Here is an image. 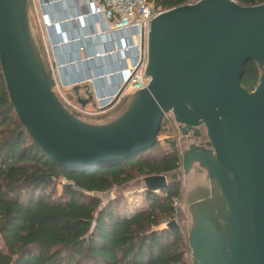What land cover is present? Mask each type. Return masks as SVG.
<instances>
[{"label":"water","instance_id":"1","mask_svg":"<svg viewBox=\"0 0 264 264\" xmlns=\"http://www.w3.org/2000/svg\"><path fill=\"white\" fill-rule=\"evenodd\" d=\"M247 61L259 71L249 91L239 82ZM0 71L17 120L62 168L136 156L153 146L169 115L181 175L143 184L181 183L189 264H264V2L195 0L153 16L148 81L103 120L80 117L52 90L27 0H0Z\"/></svg>","mask_w":264,"mask_h":264},{"label":"trees","instance_id":"2","mask_svg":"<svg viewBox=\"0 0 264 264\" xmlns=\"http://www.w3.org/2000/svg\"><path fill=\"white\" fill-rule=\"evenodd\" d=\"M147 1L163 11L195 0ZM233 1L240 5L264 2ZM258 75L257 66L247 61L239 82L249 91ZM122 108L123 102L94 119L112 117ZM164 122L163 117L158 133ZM179 166L176 136L165 135L125 160L59 167L17 120L0 71V264H189L183 216L179 206H172L180 198L179 181L160 190L143 184L144 204L131 212L119 209L116 198L101 202L95 195L136 177L143 182L148 176L167 175Z\"/></svg>","mask_w":264,"mask_h":264},{"label":"built area","instance_id":"3","mask_svg":"<svg viewBox=\"0 0 264 264\" xmlns=\"http://www.w3.org/2000/svg\"><path fill=\"white\" fill-rule=\"evenodd\" d=\"M33 10L41 24L44 50L51 57H55L57 49L67 42L90 40L98 47L92 54L79 61H97V74H90L85 80L98 79L102 81L99 88L92 93L94 111L89 114L104 113L111 108L122 92L131 93L146 85L148 78L144 75L146 58V32L149 20L161 12L147 0H31ZM70 2L71 8L80 9L71 13L68 18L53 21L47 13V7L57 2ZM82 7V9H81ZM86 20V30L63 42L52 39L50 28L53 24L67 21ZM82 50V48H80ZM77 60L60 62L56 68L76 63ZM84 80V79H83ZM81 82V81H80ZM79 82L65 83L60 79H52L54 93L69 109L75 110L64 94L63 88ZM56 91V92H55ZM163 128L173 126L169 115L163 116ZM178 199H174L172 206L177 208Z\"/></svg>","mask_w":264,"mask_h":264},{"label":"crops","instance_id":"4","mask_svg":"<svg viewBox=\"0 0 264 264\" xmlns=\"http://www.w3.org/2000/svg\"><path fill=\"white\" fill-rule=\"evenodd\" d=\"M71 5L72 4L68 1H59L49 5L47 7V13L53 21L57 19H65L68 18L71 13L80 11L78 8H71ZM86 26V20L67 21L65 23L53 24L50 28L51 37L56 42H66L83 33L86 30ZM80 48H82V50H80ZM97 50L98 47L93 44L92 41L83 39L63 44L57 49L55 57H51V55L47 54L46 50H44V58L47 60L51 80L60 79L65 83L79 82L63 88L62 91H72V93H75L77 96L82 95L88 97L87 99L90 100L93 90L99 88L103 82L98 79L85 80V78L89 77L90 74H97L98 69L95 66L100 64L101 61L79 60ZM69 60H77V62L66 65L62 68L55 67V64L68 62Z\"/></svg>","mask_w":264,"mask_h":264},{"label":"rangeland","instance_id":"5","mask_svg":"<svg viewBox=\"0 0 264 264\" xmlns=\"http://www.w3.org/2000/svg\"><path fill=\"white\" fill-rule=\"evenodd\" d=\"M27 6H28V11H29L30 20L32 23L34 34L39 44V48H40V52L43 57V60L48 69L47 60L44 58V43L41 37L42 35L41 24L38 21V18L36 17V14L33 10V3L31 0H27ZM62 93L64 94L68 102L72 106L75 107V111L80 117L85 118V119L95 120L94 116L99 115V114H89V113H92L95 109L92 97L90 98V100H88L87 99L88 97H85L82 95L77 96L75 93H72V91H68V92L63 91ZM128 94L129 93H126L123 91L121 96L117 99V101L113 104V106L107 109L104 113H100V114H109L110 112L115 110V108H117L119 104H121L122 102L124 104L125 98ZM169 121L170 123L171 122L173 123L171 117H169ZM171 127L174 128V126H171ZM171 127L169 126L168 128H163L157 134L156 139L162 140V138L165 135H171V136L175 135L176 140H177V147H178L179 142H180V140L178 139V134L176 130L174 131V129H172ZM175 172H178L181 175L180 166ZM60 181L63 182V179L61 178ZM142 186H143L142 177H136L133 180L126 183L125 185H123L122 187H119V188L112 187L105 192L97 193L95 195L99 198L101 202H105L107 200L116 198L119 201V204H118L119 209L124 208L127 212H131L134 209L140 208L144 204ZM57 188H59V185H57ZM178 206H179L178 207L179 210L181 211L180 205ZM181 214L183 216L182 225H183L184 234H185V220L186 219L182 211H181ZM175 221H177V218L175 219ZM0 247H1V241H0ZM188 261H189V258H188Z\"/></svg>","mask_w":264,"mask_h":264}]
</instances>
